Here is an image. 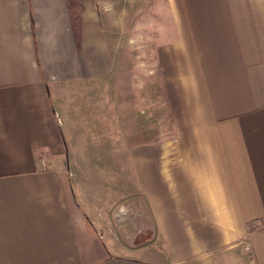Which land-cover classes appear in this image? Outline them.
<instances>
[{"label":"crops","instance_id":"1","mask_svg":"<svg viewBox=\"0 0 264 264\" xmlns=\"http://www.w3.org/2000/svg\"><path fill=\"white\" fill-rule=\"evenodd\" d=\"M0 264H264V0H0Z\"/></svg>","mask_w":264,"mask_h":264},{"label":"rangeland","instance_id":"2","mask_svg":"<svg viewBox=\"0 0 264 264\" xmlns=\"http://www.w3.org/2000/svg\"><path fill=\"white\" fill-rule=\"evenodd\" d=\"M151 63H147V62H130V61H122L121 62V65H120V68L123 72V85H127V87L131 84V71H132V68L133 69H143V70H146V69H151L152 67H150ZM149 65V66H148ZM119 68V69H120ZM158 116H161V114Z\"/></svg>","mask_w":264,"mask_h":264}]
</instances>
